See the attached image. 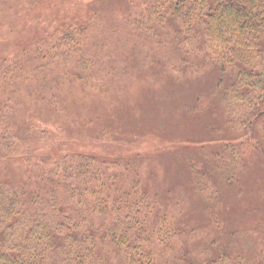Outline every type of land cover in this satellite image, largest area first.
Here are the masks:
<instances>
[{"label": "trees", "instance_id": "1", "mask_svg": "<svg viewBox=\"0 0 264 264\" xmlns=\"http://www.w3.org/2000/svg\"><path fill=\"white\" fill-rule=\"evenodd\" d=\"M32 1L0 0V8L22 9ZM108 1L94 3L102 8ZM120 3L121 15L110 17L100 33L92 32L94 22L76 16L75 23L68 21L56 32L46 51L37 45L29 52L32 56L25 51L22 61L18 54L10 62L7 54L0 55V158L6 172L14 162L24 163L20 181L0 178V264H157L163 259L175 264L173 240L179 229L164 209V180L148 176L152 185L145 184L135 158L72 152L49 161L35 160L32 149L19 152V130L27 134L33 129L21 92L29 105L51 103L57 95L51 87L58 85L50 83L51 76L62 83L71 76L101 94L114 82L126 86L146 70L142 62L151 59L152 46L160 49L158 58L174 71L182 55L205 49L219 72L216 87L225 81L226 90L223 99L219 97L221 118L211 125L220 142L200 147V157L216 153L219 169H229L237 157L238 164L248 157L264 163V0ZM100 7L90 10L97 13ZM123 44L127 46L122 48ZM126 50L137 64L127 59ZM36 56L42 65L54 64V69H41ZM45 69L50 71L42 72ZM25 140L27 147H34L33 138ZM247 153L250 156H241ZM204 169V175L211 174L212 167ZM213 243L200 251L203 258L211 256ZM224 248L212 264H224L227 258L229 264L242 262V252L232 258ZM258 254V264H264V250ZM205 259L200 264L210 263Z\"/></svg>", "mask_w": 264, "mask_h": 264}, {"label": "rangeland", "instance_id": "2", "mask_svg": "<svg viewBox=\"0 0 264 264\" xmlns=\"http://www.w3.org/2000/svg\"><path fill=\"white\" fill-rule=\"evenodd\" d=\"M96 1L33 0L22 9L0 8V55L7 54L10 62L18 54L22 61L25 51L32 56L29 52L37 45L46 51L56 32H61L68 21L75 23L76 16L94 22L93 33L104 31L110 17L121 15L122 3L110 0L101 8ZM98 7L100 10L94 13ZM167 48L174 49V45ZM158 49L152 46L151 59L142 62L147 69L136 74L131 83L128 81L124 86L122 82H114L105 93H97L71 76L64 83L59 77L49 78L51 84H58L55 89L51 87L58 99L54 96L47 105L45 101L40 106L29 105L22 91V108L27 110L33 129L27 134L19 130L17 140L22 146L19 152L32 149L35 160L45 157L49 161L72 152L135 158L145 184L152 185L148 176L164 180L161 192L164 209L179 229L173 240L175 264H200L204 258L212 264L222 247L232 258L238 254L236 251L243 253L244 258L238 264H258L257 255L264 250V163L247 153L241 155L248 157L245 161L241 159L238 164L241 157H237L235 165L219 169L215 166L218 158L213 157L216 153H207L208 159L200 157V147L210 143L217 146L220 142L214 139L216 134L211 125L221 118L217 109L222 105L225 81L216 87L219 72L207 58L205 49L182 55L180 70L176 71L167 69L158 58ZM125 53L129 61L132 59V65L137 64L128 50ZM36 60L41 69L44 66L54 69L51 62L42 65L37 56ZM199 66L202 71L196 73ZM37 96L41 97L40 93ZM29 138H33L34 147L24 144ZM2 161L0 158V178L20 181L24 163L16 161L6 172ZM192 163H196L194 168L190 166ZM207 166L212 167L211 174L204 175ZM212 242L211 256L203 258L200 251ZM164 260L157 264H166ZM229 262L227 258L224 264Z\"/></svg>", "mask_w": 264, "mask_h": 264}]
</instances>
